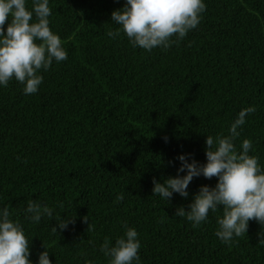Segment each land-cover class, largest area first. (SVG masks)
<instances>
[{
    "label": "trees",
    "instance_id": "1",
    "mask_svg": "<svg viewBox=\"0 0 264 264\" xmlns=\"http://www.w3.org/2000/svg\"><path fill=\"white\" fill-rule=\"evenodd\" d=\"M125 3L49 0V26L68 57L40 71L36 94L15 79L0 85V209L23 226L32 264L43 246L51 264H108L100 247L106 237L114 245L125 222L138 232L140 264H264L255 221L226 245L215 235L222 209L197 227L175 216L216 178H194L186 199L152 193L153 178L177 175L178 156L206 163V137L228 135L248 107L256 111L235 145L250 139L264 168V0H203L196 29L150 52L123 32L107 36ZM29 200L52 208L53 219H26ZM57 217L74 223L53 233Z\"/></svg>",
    "mask_w": 264,
    "mask_h": 264
},
{
    "label": "clouds",
    "instance_id": "2",
    "mask_svg": "<svg viewBox=\"0 0 264 264\" xmlns=\"http://www.w3.org/2000/svg\"><path fill=\"white\" fill-rule=\"evenodd\" d=\"M205 10L203 0H126L123 8L111 13V21L120 27L106 34L115 39L123 32L133 47L149 52L157 47L167 49L197 28ZM50 15L49 0H32L31 10L26 0H0V85L7 87L15 79L24 85L25 94H36L43 82L40 71L49 70L54 61L67 60L62 40L50 29ZM255 111V107L241 110L228 135L206 137V163L191 159V154L180 155L175 177H168L163 183L152 180L153 195L168 202L174 193L186 199L194 178H216L215 187L201 186L187 206L189 210L178 207L175 216L186 218L197 227L207 220L210 211L222 209L215 235L226 245L247 233L249 221L261 225L262 231L257 235L259 243L264 244V168L258 156L249 154L253 150L250 139H244L239 150L235 145L240 136L238 129L245 124L246 116ZM164 140L167 142V137ZM184 172L186 175L181 176ZM123 199V194L118 195L115 203ZM25 212L31 222L39 223L44 216L53 219V209L36 201L29 200ZM56 219L59 222L51 227L53 233L74 223L68 217ZM83 220L88 225L86 231H94L87 216ZM123 226L124 235L114 245L106 237L100 251L108 258V264H140L138 232L126 222ZM30 243L21 223L10 218L9 209H0V264H32ZM43 248L38 264H51L49 252Z\"/></svg>",
    "mask_w": 264,
    "mask_h": 264
}]
</instances>
